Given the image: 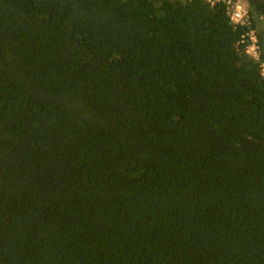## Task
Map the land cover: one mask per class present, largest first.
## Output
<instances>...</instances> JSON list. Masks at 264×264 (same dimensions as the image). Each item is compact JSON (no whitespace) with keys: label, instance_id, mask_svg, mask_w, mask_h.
Instances as JSON below:
<instances>
[{"label":"trees","instance_id":"1","mask_svg":"<svg viewBox=\"0 0 264 264\" xmlns=\"http://www.w3.org/2000/svg\"><path fill=\"white\" fill-rule=\"evenodd\" d=\"M250 7L0 0V264H264Z\"/></svg>","mask_w":264,"mask_h":264},{"label":"built area","instance_id":"2","mask_svg":"<svg viewBox=\"0 0 264 264\" xmlns=\"http://www.w3.org/2000/svg\"><path fill=\"white\" fill-rule=\"evenodd\" d=\"M207 1L211 2L212 4H215L220 1L225 2L227 5L228 14L233 24L251 26L252 24L251 11L249 7L242 0H207ZM248 36H250L251 43L247 48V52L249 54L253 52L252 53L253 57L258 59L260 56V46L258 43L257 30L252 28L248 33Z\"/></svg>","mask_w":264,"mask_h":264},{"label":"rangeland","instance_id":"3","mask_svg":"<svg viewBox=\"0 0 264 264\" xmlns=\"http://www.w3.org/2000/svg\"><path fill=\"white\" fill-rule=\"evenodd\" d=\"M245 4H247V3H245ZM258 18H259L258 19V21H259V28H260V30H262L264 32V16H259ZM252 53L253 52H251V54ZM252 56H253V54H252Z\"/></svg>","mask_w":264,"mask_h":264},{"label":"flooded vegetation","instance_id":"4","mask_svg":"<svg viewBox=\"0 0 264 264\" xmlns=\"http://www.w3.org/2000/svg\"><path fill=\"white\" fill-rule=\"evenodd\" d=\"M244 3H247L246 5L249 7V9L251 10V7H250V5H251V1H253V2H258V0H242Z\"/></svg>","mask_w":264,"mask_h":264},{"label":"water","instance_id":"5","mask_svg":"<svg viewBox=\"0 0 264 264\" xmlns=\"http://www.w3.org/2000/svg\"><path fill=\"white\" fill-rule=\"evenodd\" d=\"M258 1H260V2H263V3H264V0H258Z\"/></svg>","mask_w":264,"mask_h":264}]
</instances>
